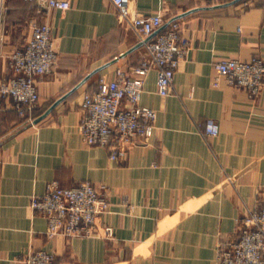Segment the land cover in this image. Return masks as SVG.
Here are the masks:
<instances>
[{"label":"crops","instance_id":"crops-1","mask_svg":"<svg viewBox=\"0 0 264 264\" xmlns=\"http://www.w3.org/2000/svg\"><path fill=\"white\" fill-rule=\"evenodd\" d=\"M66 1L70 8L60 11L0 0V83L31 25L47 24L57 62L36 80L32 119L61 99L26 126L12 100L0 97V264H21L34 250L57 264H216L218 243L235 239L243 217L264 202V86L252 97L217 78L214 65L264 61V0H129L131 15L177 21L189 46L167 97L157 94L150 70L140 104L156 112L153 136L114 161L82 142V99L100 76L138 64L144 50H132L109 0ZM209 120L215 137L204 134ZM52 181L106 189L109 209L92 236H46L45 219L29 203Z\"/></svg>","mask_w":264,"mask_h":264},{"label":"built area","instance_id":"built-area-1","mask_svg":"<svg viewBox=\"0 0 264 264\" xmlns=\"http://www.w3.org/2000/svg\"><path fill=\"white\" fill-rule=\"evenodd\" d=\"M30 5L66 11V0H22ZM116 10L117 25L129 31L134 43L144 50L141 61L131 67L118 68L113 77L100 76L95 91L86 93L81 103L82 117L78 129L88 147L108 150L110 160L123 158L129 149L153 136L156 112L141 106L144 81L150 70H156V91L160 97L171 93L174 73L185 58L189 41L182 35L177 21L164 26L160 15L130 14L129 0H109ZM57 62L51 28L47 24L31 25L29 40L8 59L11 76L0 83V97L13 102V110L25 124L39 103L36 80L48 75ZM217 78L234 88L256 97L264 86V61L225 59L214 65ZM218 84L214 83V87ZM207 137L218 134V125L207 121ZM29 208L46 221L48 238L62 236L89 237L94 234L97 219L108 212L106 189L89 182L62 188L57 182L47 184L43 195H34ZM111 239V228H104ZM21 264H57L54 256L34 250L23 256ZM216 264H264V202L240 221L235 239L220 241L216 248Z\"/></svg>","mask_w":264,"mask_h":264},{"label":"water","instance_id":"water-1","mask_svg":"<svg viewBox=\"0 0 264 264\" xmlns=\"http://www.w3.org/2000/svg\"><path fill=\"white\" fill-rule=\"evenodd\" d=\"M140 47H141V44H137V45H135V46L133 47L132 50L138 49V48H140ZM109 64H110V63L105 64V65H103L102 67L98 68L97 70L92 71L91 73H89V74L86 76V78L83 79V81H82L80 84H83V83H84L87 79H89L93 74H95V73L98 72L99 70H102L103 68L107 67ZM60 101H61V99H59L58 101H56V102L51 106V108H50L48 111H46L42 116H40L39 118L33 120L31 123L27 124L26 126L35 125V124H37L38 122H40L42 119H44V118L48 115V113L52 110V108H54V106L57 105Z\"/></svg>","mask_w":264,"mask_h":264}]
</instances>
